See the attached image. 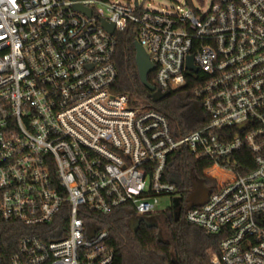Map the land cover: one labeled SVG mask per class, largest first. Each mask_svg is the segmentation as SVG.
Here are the masks:
<instances>
[{"label": "built area", "instance_id": "built-area-1", "mask_svg": "<svg viewBox=\"0 0 264 264\" xmlns=\"http://www.w3.org/2000/svg\"><path fill=\"white\" fill-rule=\"evenodd\" d=\"M130 24L157 88L194 81L200 128L176 138L164 114L115 90ZM185 151L209 163L202 205L175 174ZM165 196L223 237L211 264H264V0L174 15L141 0H0V264H112L99 216L156 215Z\"/></svg>", "mask_w": 264, "mask_h": 264}, {"label": "trees", "instance_id": "trees-1", "mask_svg": "<svg viewBox=\"0 0 264 264\" xmlns=\"http://www.w3.org/2000/svg\"><path fill=\"white\" fill-rule=\"evenodd\" d=\"M196 1L203 4L205 2ZM187 2L191 6L196 4L193 0ZM117 38V92L127 93L150 109L164 114L176 138L200 128L208 121L194 96L196 84L192 80L181 89L172 91L168 97L161 100L152 98V92L143 84L137 69L134 25L130 24L124 31L118 32ZM148 79L150 83L157 85L155 72H151ZM241 154H248V151H242ZM249 157L252 159V154L249 153ZM238 159L241 160V157L238 156ZM208 164L206 161H197L185 151L184 155L176 158L175 174L190 190L193 177L197 175L203 178ZM236 171L244 172L238 167ZM206 183L214 184V179H206ZM155 216L160 219L158 225L143 224L136 232L132 229L131 216L125 208H120L109 216H99L100 225L110 232L107 243L114 252L112 264H211L210 252H219L223 238L221 235L208 233L203 227L189 222L183 207L168 209ZM7 226L0 219V231L7 232Z\"/></svg>", "mask_w": 264, "mask_h": 264}, {"label": "water", "instance_id": "water-1", "mask_svg": "<svg viewBox=\"0 0 264 264\" xmlns=\"http://www.w3.org/2000/svg\"><path fill=\"white\" fill-rule=\"evenodd\" d=\"M135 4H138V0H135ZM79 9H82L84 11H87L88 14L91 15L90 9H85L81 7L80 5L77 6ZM103 26L111 33L115 32V25L111 22H109L106 19L102 20ZM136 47V62L140 74V78L144 85L152 92V98L154 100H161L165 97H168L171 92L170 91H162L161 89L157 88L155 84H152L149 82L148 76L153 70L155 69V64L151 61L150 55L148 54V51H146L145 47L137 40L135 42ZM188 65L189 68H191L194 71H197V67L193 65V56H189L188 58ZM195 179L194 182V191L189 196L188 200L190 203V206H196V205H202L207 199L210 194V191L208 187L205 184L204 180H199L197 175L193 177ZM174 206L177 207V202L174 203ZM132 229L134 232L137 231V227L132 226Z\"/></svg>", "mask_w": 264, "mask_h": 264}, {"label": "rangeland", "instance_id": "rangeland-1", "mask_svg": "<svg viewBox=\"0 0 264 264\" xmlns=\"http://www.w3.org/2000/svg\"><path fill=\"white\" fill-rule=\"evenodd\" d=\"M109 1H112V0H109ZM121 1H130V0H121ZM141 1H142V6L146 9H150V11L155 10V11L164 12V13L171 14V15L181 12V8H183L186 3L188 4L187 0H141ZM193 2L203 4V3L197 2L196 0H193ZM213 2L214 0H205L203 4L205 10H208L211 7ZM172 204H173L172 197L165 196L161 200L160 209L166 210L167 208L171 207ZM159 220L160 219H158V221Z\"/></svg>", "mask_w": 264, "mask_h": 264}, {"label": "flooded vegetation", "instance_id": "flooded-vegetation-1", "mask_svg": "<svg viewBox=\"0 0 264 264\" xmlns=\"http://www.w3.org/2000/svg\"><path fill=\"white\" fill-rule=\"evenodd\" d=\"M194 182H192V188L194 189ZM158 219L155 215H145V216H141V215H137L135 214L134 216H132L130 218V224L131 226H135L137 227V230L140 228V226L147 225V226H156L158 225Z\"/></svg>", "mask_w": 264, "mask_h": 264}]
</instances>
